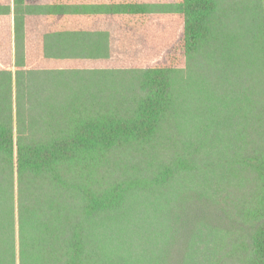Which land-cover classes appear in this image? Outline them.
<instances>
[{"label":"trees","instance_id":"16d2710c","mask_svg":"<svg viewBox=\"0 0 264 264\" xmlns=\"http://www.w3.org/2000/svg\"><path fill=\"white\" fill-rule=\"evenodd\" d=\"M0 264H264V0H0Z\"/></svg>","mask_w":264,"mask_h":264}]
</instances>
